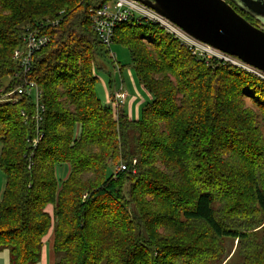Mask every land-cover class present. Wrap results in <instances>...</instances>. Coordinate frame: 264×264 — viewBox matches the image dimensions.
I'll return each instance as SVG.
<instances>
[{"label":"trees","instance_id":"16d2710c","mask_svg":"<svg viewBox=\"0 0 264 264\" xmlns=\"http://www.w3.org/2000/svg\"><path fill=\"white\" fill-rule=\"evenodd\" d=\"M108 1L0 0V87L22 84L13 53L26 29L58 21L31 75L43 121L29 98L0 104V252L38 264L52 230L55 264H214L228 241L239 243L236 264H264V82L128 22L113 44L128 48L153 99L138 120L117 116L95 91L110 51L90 11Z\"/></svg>","mask_w":264,"mask_h":264},{"label":"built area","instance_id":"2783aa9c","mask_svg":"<svg viewBox=\"0 0 264 264\" xmlns=\"http://www.w3.org/2000/svg\"><path fill=\"white\" fill-rule=\"evenodd\" d=\"M112 2L114 6L112 7ZM90 19L95 34L100 42L110 51L115 37L117 26L128 22H136L138 25L149 23L159 27L166 35L178 41L181 46L187 49L195 58L210 64L215 62L222 65L233 66L246 73L256 76L264 81V73L254 69L238 58L212 48L207 44L196 41L187 35L182 29L171 23L164 17L158 15L155 11L134 0H109L107 4L98 9L90 11ZM58 21H46L37 28L28 27L23 35L21 46L13 53V60L19 66V73L16 75L22 79V84L12 92L0 95V104L18 103L22 97L31 99L35 115L34 119L37 124L43 121L45 106L43 105V90L31 79L34 68V58L38 52L46 48L51 39L48 35L43 34L47 26L55 27ZM128 92L121 87L112 95V107L115 112L125 106L128 99ZM23 116L26 118L25 113ZM42 139L41 134L33 140L32 146L36 147ZM136 160L133 164L136 165ZM128 168L125 164H120L115 168V173L124 172ZM135 172V171H134Z\"/></svg>","mask_w":264,"mask_h":264},{"label":"water","instance_id":"95a60500","mask_svg":"<svg viewBox=\"0 0 264 264\" xmlns=\"http://www.w3.org/2000/svg\"><path fill=\"white\" fill-rule=\"evenodd\" d=\"M164 17L198 42L238 58L264 73V31L226 0H134ZM264 23V0H242Z\"/></svg>","mask_w":264,"mask_h":264},{"label":"rangeland","instance_id":"374dc122","mask_svg":"<svg viewBox=\"0 0 264 264\" xmlns=\"http://www.w3.org/2000/svg\"><path fill=\"white\" fill-rule=\"evenodd\" d=\"M111 5L112 7L114 6L113 2ZM111 49H112L111 54L115 56V62L113 61L114 59L112 58L111 55L109 56L110 58L103 57L98 60V67H97L98 81L95 87L96 95L100 99L101 104L103 106L111 107L112 95L116 91H120L121 87L124 88V90L128 92L129 98L126 101L125 106L121 107L118 110V112H116V114L118 116L120 112L123 110H125L126 113H129V109H131V111L133 112L132 119L138 120L141 118L143 109L149 103H151L153 97L148 91L144 89V87L140 83L132 62L131 53L128 50V48L119 44H113ZM230 67L233 69H237L234 68L233 66ZM12 80H13L12 77L5 78L3 80V85L2 87H0V95L6 93L9 94V92H12L16 88H18V87H16L15 89L8 88L9 87L8 84H10ZM259 80L264 82L262 79ZM76 134H78V129ZM1 150H2V144L0 143V156H1ZM114 169L115 168L113 167V170ZM66 170H67L66 165L60 164L57 166L58 181L63 180ZM3 176L4 175L0 169L1 193L3 191V187L5 186V179ZM238 246H239L238 241H233V242L228 241L225 244L227 258L221 263L216 262L214 264H236V260H234V258L232 257L236 254L238 250ZM43 250L45 253V264H50L49 253L51 250V246L49 241L45 242Z\"/></svg>","mask_w":264,"mask_h":264},{"label":"crops","instance_id":"0c3cea01","mask_svg":"<svg viewBox=\"0 0 264 264\" xmlns=\"http://www.w3.org/2000/svg\"><path fill=\"white\" fill-rule=\"evenodd\" d=\"M127 114L132 118L133 112L131 111V109H129V113H127ZM79 130L80 129L78 128V133L80 132ZM63 165H66V164H63ZM66 166H67V170H66V173H65V176H64L63 180L67 179V177L69 176V173H70V167L68 165H66ZM4 179H5V177H4ZM5 184H6V182H5ZM4 188H5V186L3 187L2 193L0 191V201L2 200V197H3ZM48 211L51 213L52 212V207H49ZM46 241H49L50 242V246H51V250H50V253H49L50 254L49 255L50 264H55L56 256H55V253H54V250H53V231L52 230L45 237L44 244H45ZM0 264H10V256H9V252L8 251H1L0 252ZM38 264H45V253H44V250L42 251L41 261Z\"/></svg>","mask_w":264,"mask_h":264},{"label":"flooded vegetation","instance_id":"af4514ba","mask_svg":"<svg viewBox=\"0 0 264 264\" xmlns=\"http://www.w3.org/2000/svg\"><path fill=\"white\" fill-rule=\"evenodd\" d=\"M240 15L247 19L252 25L264 31V23L252 16L243 6L242 0H226Z\"/></svg>","mask_w":264,"mask_h":264}]
</instances>
